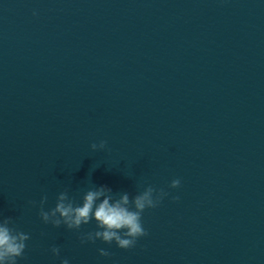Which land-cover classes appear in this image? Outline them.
<instances>
[{
    "label": "water",
    "instance_id": "water-1",
    "mask_svg": "<svg viewBox=\"0 0 264 264\" xmlns=\"http://www.w3.org/2000/svg\"><path fill=\"white\" fill-rule=\"evenodd\" d=\"M102 185L169 193L133 248L41 220ZM0 215L17 264H264V0H0Z\"/></svg>",
    "mask_w": 264,
    "mask_h": 264
},
{
    "label": "clouds",
    "instance_id": "clouds-1",
    "mask_svg": "<svg viewBox=\"0 0 264 264\" xmlns=\"http://www.w3.org/2000/svg\"><path fill=\"white\" fill-rule=\"evenodd\" d=\"M35 14V13H34ZM93 152L104 150L106 140L90 145ZM181 181L173 179L170 188L180 187ZM169 193L163 189H156L148 185L134 196L128 192L113 193L107 186L89 188L82 196V202L77 203L70 197L68 190L61 191L56 198L55 207L45 210L44 205L48 200L47 195H42L39 201V216L45 224L59 228L66 226L69 230H78L82 225L95 221L97 230L83 233L81 243L101 240L107 244L113 242L120 249H131L141 237L148 235L142 223V215L146 209L156 208ZM179 196H173V201H178ZM36 206L35 201H29ZM29 234L19 230L12 217L0 215V264H17L18 258L23 257L27 247ZM51 252L59 256L60 248L52 247ZM101 256H109L105 249H99ZM61 264H69L67 259H62Z\"/></svg>",
    "mask_w": 264,
    "mask_h": 264
}]
</instances>
